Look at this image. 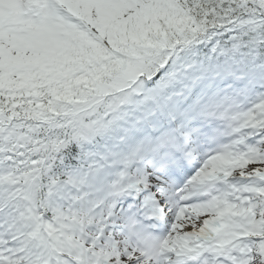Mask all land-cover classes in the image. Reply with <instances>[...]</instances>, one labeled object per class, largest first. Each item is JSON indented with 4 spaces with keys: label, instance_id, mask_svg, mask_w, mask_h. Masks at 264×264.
<instances>
[{
    "label": "snow or ice",
    "instance_id": "obj_1",
    "mask_svg": "<svg viewBox=\"0 0 264 264\" xmlns=\"http://www.w3.org/2000/svg\"><path fill=\"white\" fill-rule=\"evenodd\" d=\"M0 264H264V0H0Z\"/></svg>",
    "mask_w": 264,
    "mask_h": 264
}]
</instances>
